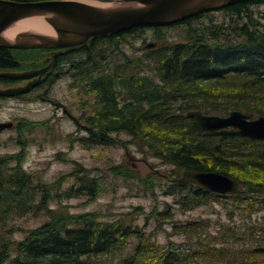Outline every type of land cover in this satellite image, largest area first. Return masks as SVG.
Here are the masks:
<instances>
[{
  "label": "trees",
  "instance_id": "trees-1",
  "mask_svg": "<svg viewBox=\"0 0 264 264\" xmlns=\"http://www.w3.org/2000/svg\"><path fill=\"white\" fill-rule=\"evenodd\" d=\"M263 4L264 0H244L214 10L223 13L221 19L206 22L207 15L214 11H202L173 24L137 26L92 38L85 50L91 58L84 75L77 76L92 101L82 103L83 124L93 129L77 140L88 147L104 145L113 134L126 132L142 149L147 148L171 164L172 175L168 176L172 179L185 170H210L239 182L243 192L238 194L208 192L193 183L172 180L164 192L172 195L184 212L218 202L230 204L231 220L241 213L246 222L242 229L236 223L233 227L221 223V243H225L222 252L227 255L217 253V264H264V217L262 222L252 220L253 214L264 212V140L212 133L188 117L187 112L199 109L206 114H228L242 110L264 114V11L253 9ZM170 29L181 30L180 40L167 34ZM148 30H152L153 39L148 41L171 43L150 51L144 49L140 57L123 50V46L138 39L148 42ZM76 48L86 49L84 45ZM117 51L123 55L116 63ZM15 52L0 47V70L22 66ZM35 125L32 123L33 129ZM24 127L30 128L21 125L17 130L23 151L3 155L0 140V264H192L199 262L201 255L209 256L204 253L209 243L198 242L201 252L189 250L191 245L179 252L166 250L145 235L140 225L125 219L101 221L98 213L72 214L62 204L52 208L57 200L82 196L85 190L95 200L101 190L99 180L86 171L76 175L79 186L66 190L57 183H35L33 173L23 167L31 141ZM123 167L116 173L134 177ZM155 173L143 180L152 191L150 181ZM31 213L34 218L44 213L47 219L27 229L22 241L3 235L10 224L8 216ZM202 223L189 222L174 229L206 240L202 237ZM133 237L139 241L132 247L129 241ZM230 242L232 248L226 246ZM233 256L241 258L235 260ZM202 260L207 264L211 259Z\"/></svg>",
  "mask_w": 264,
  "mask_h": 264
},
{
  "label": "rangeland",
  "instance_id": "rangeland-1",
  "mask_svg": "<svg viewBox=\"0 0 264 264\" xmlns=\"http://www.w3.org/2000/svg\"><path fill=\"white\" fill-rule=\"evenodd\" d=\"M253 9L264 11V4L254 6ZM223 17L222 12L214 11L208 14L204 21L208 22L210 18L221 19ZM179 32H181L179 29H170L167 34L174 40L178 38ZM146 34L147 41L153 40L152 30H148ZM149 42L151 41L144 43L143 39H138L123 46V50L129 55L140 57L145 53V45ZM14 54L20 62L28 60L26 64L22 65L23 69L31 67L30 59L39 56L40 50L25 49ZM116 55L114 59L117 63L122 60L123 53L117 51ZM38 92L39 90L31 95L32 101L25 99L0 101V121L13 122L15 120L17 123V129L14 127V129H8L1 134V153L5 155L23 151L22 145L19 143L20 138H17V130L19 126L27 125L30 128L24 127V130L31 141L26 148L23 167L26 172L33 173L35 183L49 185L57 183L66 190L72 186H79L80 181L77 179V174L89 171L99 180L101 186L95 200H91L90 194L85 190L82 196L73 195V198L69 200H57L58 203L54 202L52 208L58 209L62 204L72 214L98 213L101 221L116 222L125 219L127 223L140 225L145 235H149L156 245L164 247L166 250L174 249L179 252L187 249V245H191L189 250L201 252L202 246L198 242L202 245L209 243V246L204 247V253L209 256L201 255V260L192 264H206L202 260L206 258L211 259L207 264L218 263L215 257L225 246V243H221L223 242V236L220 233L221 223L231 227L236 223L242 229V224L246 222H243L241 213L238 212L231 220L228 214V209L232 208L230 204L228 206L218 202L184 212L179 205L175 204L172 195L164 194L172 180L168 176L172 175L171 164L163 162L147 148L142 149L126 132L113 134L111 141L104 145L88 147L87 144L77 140L83 135L86 136L87 133L81 131L73 118L66 114L62 108L57 109L37 96ZM85 93L83 88L72 87V78L64 77L54 84L50 96L64 102L72 114L80 118L82 122L84 121L82 103L89 101L90 97ZM259 115L264 114H254L253 118ZM32 123L36 124L34 129ZM30 130L33 131L30 132ZM29 134L31 135L29 136ZM127 152L130 157L127 156ZM120 166L127 167L126 170L132 171L134 177L127 178L117 174V168ZM152 172H156L150 181L153 182L154 191L143 181ZM158 172L166 174L168 177L161 176ZM152 212H156L160 217L158 215L151 216ZM143 213L147 215H143ZM33 215L34 213L16 217L11 214L8 216L7 222L10 224L8 227L6 226L3 235L7 236L9 240L22 241L27 236V229H34L47 219L44 213H40L39 218H34ZM263 217L264 212L261 211L253 214L252 220L260 222ZM11 219L14 220L11 221ZM246 219H249L248 215ZM201 220L203 222L201 225L204 228L202 237L206 240H198L199 237L194 234L189 235L188 232L183 233L174 229L186 223ZM10 230L13 232L12 234H9ZM138 241L136 237H133L129 244L133 247ZM226 246L233 247L231 242L226 243ZM234 247L239 246L235 245Z\"/></svg>",
  "mask_w": 264,
  "mask_h": 264
},
{
  "label": "water",
  "instance_id": "water-1",
  "mask_svg": "<svg viewBox=\"0 0 264 264\" xmlns=\"http://www.w3.org/2000/svg\"><path fill=\"white\" fill-rule=\"evenodd\" d=\"M112 2V6H98L85 0H39L21 2L0 0V47L12 49H63L77 45L89 46L90 40L98 36L121 33L137 26L173 24L181 19L214 11L244 0H101ZM44 17L53 34L34 31L19 33L8 40L3 33L15 22L31 17ZM169 40H155L147 48L164 46ZM50 65L34 70L1 72L0 75L13 79H28L42 75ZM36 79L23 87L0 90L2 96H16L29 92L37 86ZM55 107L77 122L70 109L61 101L52 100ZM187 116L218 135H237L250 140H264V115L253 118V114L232 110L227 115L206 114L203 110H190ZM13 127L12 121L0 122V130ZM161 176H167L158 172ZM178 183H194L208 192L218 194L242 193L239 182L227 174L210 170H185L181 176L172 179Z\"/></svg>",
  "mask_w": 264,
  "mask_h": 264
},
{
  "label": "flooded vegetation",
  "instance_id": "flooded-vegetation-1",
  "mask_svg": "<svg viewBox=\"0 0 264 264\" xmlns=\"http://www.w3.org/2000/svg\"><path fill=\"white\" fill-rule=\"evenodd\" d=\"M89 47H90V44L89 46L84 45V48L86 49L76 48V46L67 47L63 49H49V48L48 49L46 48L33 49V48H30L32 50H40L39 56H35V58H32V60L30 59L31 67L22 69V66H21L20 68L16 67L10 70H3V71L0 70V73L1 72L34 70V69H40V68L46 67L48 65L50 66L48 67L47 70L44 71L42 75H36L35 77L28 78V79H13V78H7V77L0 75V90L7 89V88L23 87L27 85L28 83L35 81L36 79H40V83L37 86L32 87V89L29 92L19 94L16 96L0 95V101H7V100H13V99H25V100L32 101L33 99L31 95L35 94L39 90V92L37 93V96H39L43 101H47L48 103L53 105L52 100H56V101H59V100L52 98L50 96V91L52 90V87L54 86V84L60 81L61 79H63L64 77L72 78L73 88H77V89L82 88L81 83L77 81V76L81 77L84 75V70L87 65V62H89L91 58L90 57L91 54L88 53V55H86V51H85L89 49ZM30 49H26V50H30ZM12 50L19 51V50H25V49H12ZM27 61L28 60H24L23 62H21L22 65L26 64ZM17 62H20V61L17 60ZM56 108L60 109L62 107H56ZM13 122H14L13 129L14 127L15 129H17L16 121L14 120ZM110 139H112V137Z\"/></svg>",
  "mask_w": 264,
  "mask_h": 264
},
{
  "label": "bare ground",
  "instance_id": "bare-ground-1",
  "mask_svg": "<svg viewBox=\"0 0 264 264\" xmlns=\"http://www.w3.org/2000/svg\"><path fill=\"white\" fill-rule=\"evenodd\" d=\"M86 2L98 5V6H112L114 3L112 2H103L101 0H85ZM24 31H34V32H40V33H46V34H53V31L51 29V27L49 26V23L45 20L44 17H31V18H26V19H22L20 21L15 22L14 24H12L4 33V37L8 40H13L19 33H22ZM92 40V39H91ZM150 43V42H149ZM171 43V42H170ZM148 44V43H147ZM146 44V45H147ZM169 44V43H168ZM145 45V50L146 51H150V50H154L156 48L162 47V46H156V47H152V48H147ZM83 46V45H82ZM166 46V45H164ZM94 56V55H93ZM135 61V60H134ZM82 86V85H81ZM84 88V86H82ZM80 119V118H79ZM81 120V119H80ZM76 122V121H75ZM84 121H82V126H81V131H85L87 132V130L89 129V131H93V129L89 128L88 125L86 126L85 124H83ZM77 124V123H76ZM13 128V127H12ZM80 128V127H79ZM11 129V128H9ZM8 129L5 130H0L2 133L4 131H6ZM79 130V129H78ZM77 132V131H76ZM79 133V132H78ZM84 136V135H83ZM113 137V136H112ZM109 146V145H108ZM127 156L130 157V154L127 152ZM168 177V176H165ZM194 184V183H193ZM196 185V184H195ZM202 188V187H201ZM126 225V224H125ZM121 229V228H120ZM142 236V235H141ZM222 252V251H221ZM160 257V256H159Z\"/></svg>",
  "mask_w": 264,
  "mask_h": 264
}]
</instances>
